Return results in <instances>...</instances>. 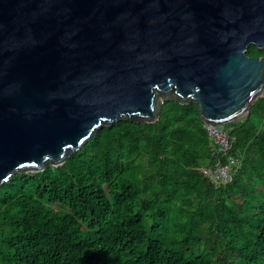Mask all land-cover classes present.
<instances>
[{"label":"water","instance_id":"water-1","mask_svg":"<svg viewBox=\"0 0 264 264\" xmlns=\"http://www.w3.org/2000/svg\"><path fill=\"white\" fill-rule=\"evenodd\" d=\"M264 0H0V185L105 125L194 101L225 125L264 96Z\"/></svg>","mask_w":264,"mask_h":264},{"label":"trees","instance_id":"trees-1","mask_svg":"<svg viewBox=\"0 0 264 264\" xmlns=\"http://www.w3.org/2000/svg\"><path fill=\"white\" fill-rule=\"evenodd\" d=\"M223 127L240 162L222 184L200 167L225 156L197 104L177 100L14 174L0 185V264H264V96Z\"/></svg>","mask_w":264,"mask_h":264},{"label":"built area","instance_id":"built-area-1","mask_svg":"<svg viewBox=\"0 0 264 264\" xmlns=\"http://www.w3.org/2000/svg\"><path fill=\"white\" fill-rule=\"evenodd\" d=\"M207 133L212 137L217 145V150L225 156V161H217L214 166L200 167V170L216 184L231 181L233 172L239 165V159L229 153L233 138L227 129H222L219 125L204 122Z\"/></svg>","mask_w":264,"mask_h":264},{"label":"rangeland","instance_id":"rangeland-1","mask_svg":"<svg viewBox=\"0 0 264 264\" xmlns=\"http://www.w3.org/2000/svg\"><path fill=\"white\" fill-rule=\"evenodd\" d=\"M220 128L224 129L223 125H219Z\"/></svg>","mask_w":264,"mask_h":264}]
</instances>
